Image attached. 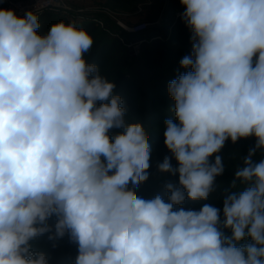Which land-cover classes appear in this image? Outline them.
Returning <instances> with one entry per match:
<instances>
[{"label":"clouds","instance_id":"1","mask_svg":"<svg viewBox=\"0 0 264 264\" xmlns=\"http://www.w3.org/2000/svg\"><path fill=\"white\" fill-rule=\"evenodd\" d=\"M191 30L190 69L168 85L161 173L167 202L136 189L151 146L140 122L85 54L93 37L74 23L38 34V15L0 8V264H48L32 242L66 234L74 264H264V0H180ZM111 129H118L110 135ZM255 137L220 209L207 200L224 173L225 142ZM56 218L50 225L48 221ZM54 228V231H53ZM249 241L241 243L242 241Z\"/></svg>","mask_w":264,"mask_h":264},{"label":"rangeland","instance_id":"2","mask_svg":"<svg viewBox=\"0 0 264 264\" xmlns=\"http://www.w3.org/2000/svg\"><path fill=\"white\" fill-rule=\"evenodd\" d=\"M57 3L63 5L55 12L49 13L63 16L67 23L90 22L93 23L91 36L94 44L98 45V52L95 60L92 62L99 68L100 75L111 82H114L116 87L114 95H118L123 100V106L127 108L125 119L129 123L140 122L148 136L151 146V160L149 174L152 171L158 170V162L155 156L159 155V162L164 160V151L171 155V152L164 144L165 120L173 119L175 102L170 97L168 92L169 83L177 79L179 75L184 74L190 69H184L180 66L181 59L190 55L192 51L191 30L183 21L182 14L185 11L180 0H127L126 2L115 4L108 0H57ZM0 8H3L0 4ZM46 12V13H47ZM45 13V12H44ZM40 14H43L40 13ZM175 17L174 27L170 28L168 23L172 24L171 18ZM140 23H147V27L156 26L160 31V52L163 54V66L155 73L145 75L140 74L143 66H146L144 59L140 53V44L149 42L150 39L141 35V32L129 30ZM125 29H124V28ZM132 34L131 39L137 47L136 50H130L128 47L129 40H126V34ZM140 38V40H138ZM114 39H119V42L124 48L126 66L124 72L129 78V83H123L117 78L114 71V66L111 63L113 50L110 44ZM157 68H155L156 70ZM131 78V81H130ZM118 129H111L110 135L116 134ZM244 143L248 147L246 156L250 149L255 147V137L242 138L237 143ZM231 140L225 142L223 148H229L224 151L223 163L224 173L221 177H216L214 190L209 194L207 200H201L205 204L212 205L220 209L221 220L223 219V201L234 191L242 189L244 186L237 182L234 188L232 183L235 171L243 166L244 157L241 154L230 153L229 150H235ZM165 146V150H161ZM222 150V149H221ZM232 152V151H231ZM244 153V152H242ZM220 155V153L214 154ZM233 156V157H232ZM153 158V159H152ZM264 159V152L257 150L253 160L259 162ZM158 160V159H157ZM152 177H148L147 181L142 183L136 191L142 198L152 199L156 195H160L165 202L168 200L170 193H167L163 185L156 186ZM226 183H220V182ZM164 187V188H162ZM187 202V199L185 203ZM184 203V204H185ZM56 218L52 217L48 223L55 224ZM54 231V228H53ZM249 241H242L246 243ZM33 250L42 251L45 253L48 264H74L75 258L78 255V246L69 240L66 234L63 238L49 240L48 234L38 237L32 242Z\"/></svg>","mask_w":264,"mask_h":264},{"label":"trees","instance_id":"3","mask_svg":"<svg viewBox=\"0 0 264 264\" xmlns=\"http://www.w3.org/2000/svg\"><path fill=\"white\" fill-rule=\"evenodd\" d=\"M108 1L115 3V4H120V3L126 2L127 0H108ZM0 4H2L1 0H0ZM38 19L40 22V28L37 31H38V34H41V35H46L50 26L55 22L63 21L67 23L66 19L63 16H58V15H55L49 12L47 13L45 12L43 14L38 15ZM171 20H172V24L168 23L170 28L174 27V23L176 19L174 17V18H171ZM75 25L78 28L85 29L91 35V31L93 30V23L85 21V22L76 23ZM124 34L126 33L124 32ZM141 35L150 39L148 43L142 42L140 44V53L142 54V56H146V58L144 59L146 66H143L139 72L140 74L145 75L147 77V74H151V73L153 74L157 72L159 69H161L163 66V62H162L163 54L160 52V49L162 48V46H160V41H159L160 31L156 26L146 27L143 31H141ZM126 36H127L126 40L133 38L132 34L130 33H127ZM110 46H111L110 47L111 50H113L111 63L114 66V71L117 75V78L119 80H122L123 83L127 84L129 83V78L126 77V72H124V68L126 66V62H124L126 60L125 55H124V48H122V45L119 42V39H114L113 43L110 44ZM97 52H98V45L93 44L90 51L85 54V58L87 62L92 63L95 60ZM155 68L157 69L155 70ZM130 81H131V78H130ZM236 144L237 145L233 146L234 148H232V149H236V151L229 150V152L232 154L237 152V154H241L243 157H245L244 154H246L247 149H248V147H246V144L239 143V142L238 143L236 142ZM228 149L229 148H222V150L219 152L220 156L223 157L224 151H227ZM161 150L164 151L165 146L162 147ZM166 156L170 157V163L174 168L178 167V162L175 160L172 154L170 155L168 152L164 151V158ZM155 158L158 163H161L159 162L160 160L159 155H156ZM209 159L210 161H213V157H210ZM227 175L221 176V177H226ZM149 176L152 177L154 180H158L155 182L156 186H160V185L164 186L165 183L171 182L175 184L177 187H179V174L178 173L175 176H173L170 173H161L159 170H154L152 171V175L149 174ZM220 183H226V182L222 181ZM227 183L231 184L232 181H228ZM204 204L205 203L203 201L187 200V202L183 205L174 206V210H178L180 207H183L185 208V210L191 209V210L198 211Z\"/></svg>","mask_w":264,"mask_h":264},{"label":"built area","instance_id":"4","mask_svg":"<svg viewBox=\"0 0 264 264\" xmlns=\"http://www.w3.org/2000/svg\"><path fill=\"white\" fill-rule=\"evenodd\" d=\"M2 6L5 9H13L15 10L18 16H23L26 11L32 10L37 15L40 13H44L47 11L55 12L61 8H64L63 5H59L57 0H1ZM147 27V23H140L135 25L133 28H126L129 30H134L137 32L143 31ZM124 28V27H123ZM125 29V28H124ZM140 40V38L138 39ZM133 39H130L128 42V47L130 50H133L137 47L135 43L133 44Z\"/></svg>","mask_w":264,"mask_h":264}]
</instances>
